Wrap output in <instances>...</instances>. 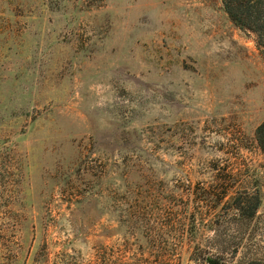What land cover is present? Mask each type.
<instances>
[{"label": "rangeland", "instance_id": "obj_1", "mask_svg": "<svg viewBox=\"0 0 264 264\" xmlns=\"http://www.w3.org/2000/svg\"><path fill=\"white\" fill-rule=\"evenodd\" d=\"M263 118L221 0H0V264L264 262Z\"/></svg>", "mask_w": 264, "mask_h": 264}, {"label": "trees", "instance_id": "obj_2", "mask_svg": "<svg viewBox=\"0 0 264 264\" xmlns=\"http://www.w3.org/2000/svg\"><path fill=\"white\" fill-rule=\"evenodd\" d=\"M222 7L230 21L242 30L255 36L256 45L264 49V0H221ZM255 138L264 153V118L255 128ZM258 203L250 208L249 215L254 214ZM242 209V204H238ZM245 264H264L263 261L252 260Z\"/></svg>", "mask_w": 264, "mask_h": 264}]
</instances>
